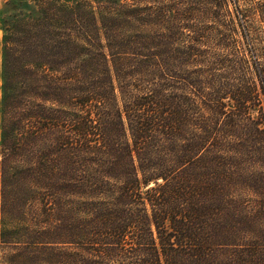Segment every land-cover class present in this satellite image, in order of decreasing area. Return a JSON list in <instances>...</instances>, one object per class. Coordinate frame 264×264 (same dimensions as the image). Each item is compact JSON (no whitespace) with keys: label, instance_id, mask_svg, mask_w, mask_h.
I'll return each instance as SVG.
<instances>
[{"label":"trees","instance_id":"1","mask_svg":"<svg viewBox=\"0 0 264 264\" xmlns=\"http://www.w3.org/2000/svg\"><path fill=\"white\" fill-rule=\"evenodd\" d=\"M1 1L0 264H264L228 196L264 133V53L237 49L264 51V0L234 46L221 0Z\"/></svg>","mask_w":264,"mask_h":264},{"label":"rangeland","instance_id":"2","mask_svg":"<svg viewBox=\"0 0 264 264\" xmlns=\"http://www.w3.org/2000/svg\"><path fill=\"white\" fill-rule=\"evenodd\" d=\"M220 0H125L127 8H133L136 10V14L133 16L134 22L138 21L139 12H145L146 10L156 12V8L172 7V2H180L182 5H192L194 8H200L201 13L197 16V19L203 22H208L211 19V14L216 10V4ZM261 0H221L222 2V16L227 20L230 17L233 19L234 32L230 35V44L234 46L236 42L241 39V33L243 31L241 26H246L243 23L245 12L254 6L255 3ZM5 2L0 0V21L3 14L7 15L10 10L4 8ZM2 15V16H1ZM221 17V15H220ZM127 22H132L130 18H127ZM241 25V26H240ZM138 26V25H136ZM126 40L130 41L131 32L126 29ZM263 36L259 32L256 36L251 35L247 42L241 40L237 49L241 53H246L248 59L260 57L264 53L262 48ZM251 39V40H250ZM1 41H2V29L0 26V69H1ZM1 87V79H0ZM1 98V92H0ZM253 117H257V114ZM251 158L248 162L244 161L240 163L238 171H241V179L244 182L248 181V185L244 186L240 183L234 186L229 192L231 199H237L236 206L243 208L248 207V211L252 213L257 209L261 213V228L264 229V133H260L256 138H251ZM241 181V182H242ZM1 227V223H0Z\"/></svg>","mask_w":264,"mask_h":264}]
</instances>
